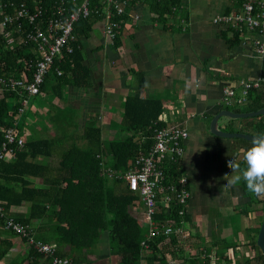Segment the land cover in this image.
I'll use <instances>...</instances> for the list:
<instances>
[{
  "label": "trees",
  "instance_id": "1",
  "mask_svg": "<svg viewBox=\"0 0 264 264\" xmlns=\"http://www.w3.org/2000/svg\"><path fill=\"white\" fill-rule=\"evenodd\" d=\"M76 1L0 0V21L21 3L32 9L41 7L45 16H52L57 6L71 11L83 0ZM125 1L123 13L113 11L112 19L119 23L116 35L111 39L114 49L120 45V27L128 19L129 2ZM150 2L151 11L159 17L177 14L183 3L182 0ZM89 6L90 16L81 17L74 24L76 40L70 42L73 51H65L62 58L54 59L41 85V93L62 97L68 85L80 88L90 85L91 69L85 61L81 40L92 31L94 20L103 19L105 14L100 0H89ZM9 28L2 26L0 31V146L6 140L7 129L15 124L24 98L1 79L26 75L31 79L35 62L41 57L33 42L10 47L5 36ZM226 31L230 32L231 41H237L241 35L240 31L231 28ZM58 70L62 74H58ZM260 76L262 83L248 90L245 101L238 102L245 106V111L264 107V58ZM233 110L239 112L237 108ZM69 111H62L56 117L50 115L49 124L54 133H48L46 137L29 134L25 123L29 114L24 116L26 120L21 122L20 119L16 127L24 144H11L13 151H7L0 159V263L54 264L52 255L40 252L28 243L27 237L7 228V218L29 225L33 236L55 245V254L69 257L73 264H170L171 259L183 257L187 242L183 238L188 236L183 229L189 220L187 205L177 201L175 195L166 201L160 193L152 219L160 225L182 228L185 236L176 232L160 233L150 238L148 247L144 248L141 241L147 236L148 224H142L132 211L139 196L128 188L122 177L132 167L135 157L152 145L155 129L167 125L162 119L164 104L161 99L144 98L137 93L127 95L116 121L117 130L109 139L102 138L96 117L89 116L82 124L74 117L70 118ZM35 115H38L37 111ZM243 126L254 135H263L264 114L247 117ZM77 139H83L84 145H79ZM249 142L255 146L237 162L242 175L239 184L248 197L243 210L257 201L255 188L264 185V148L260 147L264 141ZM164 171V182L176 185L184 174L180 160H167ZM23 206L25 208L19 210ZM104 235L106 252L102 253L100 243ZM19 238L27 246L26 253L12 256ZM252 247L256 253L237 264H264V253L255 242ZM222 258L231 262L228 255ZM212 259L205 254L199 262L197 256H192L187 264H212Z\"/></svg>",
  "mask_w": 264,
  "mask_h": 264
},
{
  "label": "crops",
  "instance_id": "2",
  "mask_svg": "<svg viewBox=\"0 0 264 264\" xmlns=\"http://www.w3.org/2000/svg\"><path fill=\"white\" fill-rule=\"evenodd\" d=\"M127 1L128 19L120 27L117 48L103 33L104 19H95L92 31L81 40L91 69L90 85H68L62 97L46 92L32 97L29 120L23 114L21 122L26 120L31 135L49 133L50 128L54 131L50 115L71 110L81 113L78 121L82 124L85 118L96 117L102 138L109 139L117 130L127 95L161 99L163 121L179 123L188 131L180 159L191 193L186 207L189 220L183 226L188 236L183 238L187 241L183 257L171 259L170 264H187L192 256L200 262L205 254L213 257L212 264L244 262L256 253L252 243L264 217V185L255 188L257 201L243 210L248 197L239 184L242 175L237 162L255 144L214 135L209 123L214 114L227 108L222 89L240 78L259 76L263 58L249 35L231 41L230 32L213 22L214 16L235 8L237 0H194L190 8L182 0L177 14L161 17L151 11L150 0ZM234 108L246 112L242 103H233L229 109ZM246 118L223 116L218 124L225 131L252 134L243 126ZM212 200L222 210L211 208L207 201ZM133 207L136 215L142 214L140 205ZM26 249L16 239L12 256H22ZM225 255L231 262L222 258Z\"/></svg>",
  "mask_w": 264,
  "mask_h": 264
},
{
  "label": "built area",
  "instance_id": "3",
  "mask_svg": "<svg viewBox=\"0 0 264 264\" xmlns=\"http://www.w3.org/2000/svg\"><path fill=\"white\" fill-rule=\"evenodd\" d=\"M76 1V0H74ZM102 11L105 14L103 33L108 39L116 35L119 23L113 20V11L117 14L123 13L125 0H100ZM77 2V1H76ZM55 14L45 16L43 9L38 7L32 9L26 3L14 6L12 13H7L0 21L3 27H11L5 31L7 44L14 47L21 43L33 42L37 45L41 57L35 62L32 78L27 75L23 78L8 77L1 79L5 85L24 96L19 108V114L14 126L6 131V140L0 146V159L7 151L12 152L11 144L17 142L24 144L23 138L17 134V125L25 113L27 105L32 97L41 93V85L44 83L50 66L55 58H62L65 51H73L70 42L76 40L74 24L81 17H88L92 13L89 0L76 3L73 10L57 6ZM98 12V9H96ZM183 21V20H182ZM213 22L241 32V36L249 35L255 51L264 58V0H237L235 8L214 16ZM58 74H62L58 70ZM263 81L259 75L255 78H240L228 84L222 89V102L225 106L233 103L243 102L246 99L250 88H257ZM188 136L187 129L179 123L167 124L155 129L154 140L149 149L139 153L134 160L132 167L123 174L128 188L138 193L136 209L140 205L142 214L137 215L142 224H148L147 236L141 241L144 248L148 247V240L154 236L176 232L182 234L183 229L171 225L159 224L152 219L156 211V199L160 193L166 201L171 200L175 195L177 201L186 206L190 198L188 177L183 174L178 179L177 185L174 182H164V163L167 160H180L184 153V141ZM2 207H0V210ZM182 212V211H180ZM6 227L11 228L23 237H27L28 243L37 250L47 255H52L54 264H73L69 257L55 254V245L37 239L32 234L29 225L7 218Z\"/></svg>",
  "mask_w": 264,
  "mask_h": 264
},
{
  "label": "water",
  "instance_id": "4",
  "mask_svg": "<svg viewBox=\"0 0 264 264\" xmlns=\"http://www.w3.org/2000/svg\"><path fill=\"white\" fill-rule=\"evenodd\" d=\"M264 114V107L254 110V111H246V112H234L230 110L229 108H223L219 110L214 116L211 118L209 123V131L214 134L221 137H240L247 140H253V141H264V134L261 136L249 134V133H243V132H231V131H225L222 130L219 127L218 121L221 117L226 116L229 118H244V117H252L256 115ZM256 244L264 253V217L261 221L257 238H256Z\"/></svg>",
  "mask_w": 264,
  "mask_h": 264
},
{
  "label": "rangeland",
  "instance_id": "5",
  "mask_svg": "<svg viewBox=\"0 0 264 264\" xmlns=\"http://www.w3.org/2000/svg\"><path fill=\"white\" fill-rule=\"evenodd\" d=\"M193 1L194 0H185V2H186V4L188 5V8H190V4H192L193 3ZM51 98V97H50ZM49 98V99H50ZM31 104H32V98L30 99V101H29V103H28V105H27V108H26V110H25V115H28V113H29V109H30V107H31ZM243 108V107H242ZM70 113H68V116L70 117V118H73L74 117V119L76 120V121H78L79 119H81L80 118V116H79V114H81L80 112L76 115V114H74V113H72L71 114V111H69ZM80 121V120H79ZM69 127V126H68ZM69 129H71V128H69ZM49 133H54V131H52L51 130V128H50V131H49ZM46 135H48V133H37V136L38 137H46ZM29 136V135H28ZM77 141H78V144L79 145H82L84 142V140L83 139H77ZM62 142V141H61ZM65 143V142H64ZM63 144V143H62ZM61 144V145H62ZM207 203H209L210 205L209 206H211V205H214L217 209H220V210H222V208H221V206L220 205H218V204H213L214 203V200H212V202L210 203L209 201H207ZM211 208H213L212 206H211ZM100 248H101V251L100 252H102V253H104V252H106V243H105V235L104 236H102L101 237V243H100Z\"/></svg>",
  "mask_w": 264,
  "mask_h": 264
}]
</instances>
